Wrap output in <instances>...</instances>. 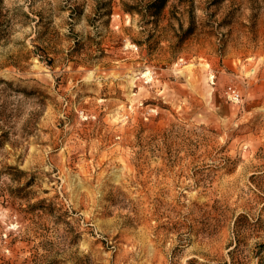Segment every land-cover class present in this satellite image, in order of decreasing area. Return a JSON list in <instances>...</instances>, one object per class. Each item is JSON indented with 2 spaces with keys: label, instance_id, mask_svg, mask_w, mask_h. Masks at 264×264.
<instances>
[{
  "label": "rangeland",
  "instance_id": "374dc122",
  "mask_svg": "<svg viewBox=\"0 0 264 264\" xmlns=\"http://www.w3.org/2000/svg\"><path fill=\"white\" fill-rule=\"evenodd\" d=\"M0 264H264V0H0Z\"/></svg>",
  "mask_w": 264,
  "mask_h": 264
},
{
  "label": "built area",
  "instance_id": "2783aa9c",
  "mask_svg": "<svg viewBox=\"0 0 264 264\" xmlns=\"http://www.w3.org/2000/svg\"><path fill=\"white\" fill-rule=\"evenodd\" d=\"M228 99L232 103H239L241 101V96H240L239 92L236 89L230 88L228 90Z\"/></svg>",
  "mask_w": 264,
  "mask_h": 264
},
{
  "label": "trees",
  "instance_id": "16d2710c",
  "mask_svg": "<svg viewBox=\"0 0 264 264\" xmlns=\"http://www.w3.org/2000/svg\"><path fill=\"white\" fill-rule=\"evenodd\" d=\"M12 169H14V168H12ZM18 171H19V170H18ZM20 173H23V172L20 171Z\"/></svg>",
  "mask_w": 264,
  "mask_h": 264
}]
</instances>
